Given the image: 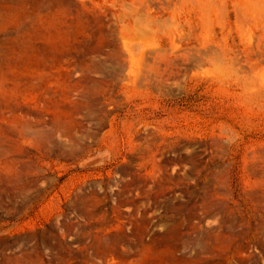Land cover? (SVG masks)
I'll return each instance as SVG.
<instances>
[{"label": "rangeland", "instance_id": "374dc122", "mask_svg": "<svg viewBox=\"0 0 264 264\" xmlns=\"http://www.w3.org/2000/svg\"><path fill=\"white\" fill-rule=\"evenodd\" d=\"M0 264H264V0H0Z\"/></svg>", "mask_w": 264, "mask_h": 264}]
</instances>
